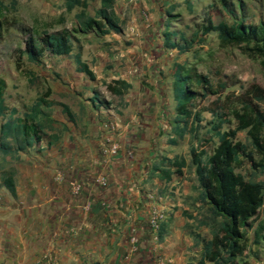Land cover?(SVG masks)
I'll return each instance as SVG.
<instances>
[{"label":"crops","instance_id":"obj_1","mask_svg":"<svg viewBox=\"0 0 264 264\" xmlns=\"http://www.w3.org/2000/svg\"><path fill=\"white\" fill-rule=\"evenodd\" d=\"M125 1L131 13L136 0L112 5L120 22ZM59 5L65 11L64 0L8 4L45 13ZM97 8V1L88 2L86 12L92 16ZM104 37L102 42L111 46L118 39L111 32L99 38ZM108 77L130 85L119 105L103 107L86 98L93 85H84V98L75 97L71 105L62 102L70 118L60 117L59 130L36 149L17 152L15 195L0 193V264H194L201 240L211 237L204 223L192 224L196 210L193 217L184 213L192 187L178 151L185 135L175 136L173 104L156 96L140 98L141 90L150 89L147 70H112ZM166 134L170 140L165 142ZM106 140L117 143L115 155L103 153ZM175 157L185 162L180 174L162 178L164 170L174 169L164 160ZM152 211L164 217L155 231L148 223Z\"/></svg>","mask_w":264,"mask_h":264},{"label":"rangeland","instance_id":"obj_2","mask_svg":"<svg viewBox=\"0 0 264 264\" xmlns=\"http://www.w3.org/2000/svg\"><path fill=\"white\" fill-rule=\"evenodd\" d=\"M9 2L10 0L3 1L6 5L0 15V81L3 82L1 105L4 108L0 115V125L10 113L11 118H19L25 128L34 130L40 141H47V136L59 130V119L64 116L60 104L63 102L71 105L75 97L84 98L80 95L84 85H93L88 87V92L92 93L86 98L104 102L103 107L108 104L119 105L124 95L129 93V88L120 97L110 95L105 90L104 84L112 81L108 77L112 70H147L151 90H141L140 98L150 101L156 96L164 103L169 99L173 107L175 102L171 83L176 66L182 65L205 78L206 85L213 91L208 93L198 85H190L194 98L189 109L198 117V121L188 120L187 126L195 127L196 130L179 141L178 151L187 162L185 175L192 187L188 209L184 210L185 216L193 217L192 212L196 210L192 224L204 222L210 234L218 237L219 221L211 219L206 206L199 202L198 190L193 185L196 181L191 176L193 168L190 165L189 150L192 148L196 151L194 156L201 152L206 155L211 153L216 139L209 141V128L212 122H216L215 115H219L224 121L221 131L235 129L236 121L231 117V112H241L245 103L258 107L264 115V102L257 103L248 93L251 86L264 90V69L259 61L248 59L235 46L219 47L215 33H199L200 26L206 21L212 24L233 22L221 0H136L135 4L132 3L134 8L131 13H127L125 8L128 5L125 1L122 5L125 14L120 22L122 30L120 34H116L118 39L112 40L116 42L114 46L109 41L102 42L105 37L99 38L91 33L81 35L71 31L75 41L70 55L55 57L44 52L39 62L26 59L25 42L30 38L37 41L44 33H57L65 28L72 30L73 16L78 9L65 12L61 11L62 5H59L54 13L24 11L9 7ZM225 2L237 21L257 24L264 20V0ZM89 10L92 12V7ZM163 32L172 34L169 41L176 46H184V42H187L189 47L183 51L177 47L165 48L162 42ZM131 36L138 38L139 43L134 44ZM133 47L135 48L132 49ZM77 55L92 71L93 81L76 71ZM39 100L43 102L38 103ZM168 135L166 134L165 142L170 140ZM261 137L264 141V127ZM235 140L240 143L245 155L239 157L234 172L244 180L264 185V156L251 148L245 131L237 130ZM3 145L8 147L6 153H2ZM38 145L39 143H32L29 147L36 149ZM198 158L202 159L203 156L199 155ZM20 163L14 144L0 139V193H7L1 186L2 172L14 169ZM250 223L252 229L246 233L242 243L244 250L237 260L239 264H264V253L258 245L253 244L251 235L259 223H264V208L256 212Z\"/></svg>","mask_w":264,"mask_h":264},{"label":"trees","instance_id":"obj_3","mask_svg":"<svg viewBox=\"0 0 264 264\" xmlns=\"http://www.w3.org/2000/svg\"><path fill=\"white\" fill-rule=\"evenodd\" d=\"M97 1L98 8L90 16L86 12L88 2ZM116 0H64V9L71 12L77 8L74 14L75 24L72 30L64 29L61 32L41 35L39 40L31 38L25 42L24 55L30 62H39L43 53L46 52L55 57L67 56L71 53L72 43L75 41L71 31L85 35L88 33L96 37H102L108 33L120 34V21L112 11V5ZM221 4L226 13L232 17L233 22L227 24L218 22L212 24L206 21L199 28L201 35L215 33L218 45L221 48L235 46L239 52L248 59L258 60L264 69V20L257 24H246L237 21L233 11L228 10L225 0ZM3 0H0V15L4 10ZM61 22V20H59ZM168 32H163V46L165 48H175L183 51L189 47L187 42L184 46H176L170 42ZM76 71L82 73L90 81L94 80L92 71L87 65L75 58ZM202 87L208 93L212 92L206 85V80L195 71L187 70L184 66L175 67L171 83V92L174 98V133L176 137H183L196 130L195 127L187 126L188 120L198 121V117L191 113L190 102L194 98L191 84ZM0 81V115L4 109L1 105ZM105 90L113 96L120 97L126 93L129 85L123 80H112L104 84ZM214 93V92H213ZM253 100L257 103L264 102V90L251 86L248 90ZM99 105L105 106L104 102L97 100ZM39 100L38 103H42ZM63 114L70 118L68 108L60 104ZM35 110V109H33ZM35 112V111H34ZM11 114L0 125V139L10 141L14 144V150L21 152L32 143L40 142L34 130L25 128L19 118H11ZM216 122H212L209 128L210 138L216 139L215 146L210 154H198L192 148L189 150L190 165L193 168V175L196 186L199 190V202L205 205L212 220L219 221V236H212L201 240V253L194 264H239L237 258L241 257L243 241L247 231H250V223L256 212L264 208V185L257 181L244 180L241 175L234 172V166L238 163L240 156L245 155L240 143L235 140L237 130L245 131L251 148L259 155L264 156V141L261 137V130L264 127V115L258 107H253L249 103L243 104L241 112L232 111L231 117L236 121L234 130L221 131L220 127L224 123L219 115H215ZM28 130V131H27ZM30 131V132H29ZM173 143L175 141H172ZM2 153L8 150L6 145L1 148ZM203 156L202 159L198 158ZM197 157V158H196ZM168 167L174 168L172 172L164 170L162 178L168 179L170 174H180V168L185 162L182 158L165 159ZM15 170L10 169L2 172L1 186L10 196L15 195ZM204 223V222H202ZM205 225V223H204ZM150 228V227H149ZM253 244L258 245L264 253V223H259L257 228L252 230Z\"/></svg>","mask_w":264,"mask_h":264},{"label":"built area","instance_id":"obj_4","mask_svg":"<svg viewBox=\"0 0 264 264\" xmlns=\"http://www.w3.org/2000/svg\"><path fill=\"white\" fill-rule=\"evenodd\" d=\"M48 54V53H47ZM118 151V145L116 142H114L113 140H106V147L103 150V153L106 156H111V155H115ZM163 214H161L160 212H155L152 211L149 213V217H148V223L150 228L155 231L159 225V223L163 220ZM130 242L134 243L135 242V238L133 237V232H132V236L130 237Z\"/></svg>","mask_w":264,"mask_h":264}]
</instances>
